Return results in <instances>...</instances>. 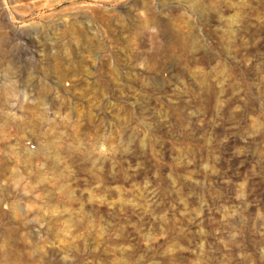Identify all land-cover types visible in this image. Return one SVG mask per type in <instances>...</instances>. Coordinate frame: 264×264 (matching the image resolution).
<instances>
[{
    "label": "rangeland",
    "instance_id": "rangeland-1",
    "mask_svg": "<svg viewBox=\"0 0 264 264\" xmlns=\"http://www.w3.org/2000/svg\"><path fill=\"white\" fill-rule=\"evenodd\" d=\"M259 180L264 0H0V264H264Z\"/></svg>",
    "mask_w": 264,
    "mask_h": 264
},
{
    "label": "trees",
    "instance_id": "trees-1",
    "mask_svg": "<svg viewBox=\"0 0 264 264\" xmlns=\"http://www.w3.org/2000/svg\"><path fill=\"white\" fill-rule=\"evenodd\" d=\"M263 185H264V181L259 180L258 182H255V185L253 186L255 188L254 193H253L254 196L260 198L262 202L264 201V191L262 192V189H261Z\"/></svg>",
    "mask_w": 264,
    "mask_h": 264
}]
</instances>
